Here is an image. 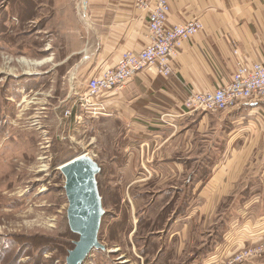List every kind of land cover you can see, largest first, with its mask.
<instances>
[{"label": "rangeland", "instance_id": "obj_1", "mask_svg": "<svg viewBox=\"0 0 264 264\" xmlns=\"http://www.w3.org/2000/svg\"><path fill=\"white\" fill-rule=\"evenodd\" d=\"M63 4L64 0H0V264H66L77 233L68 226L60 167L79 155L92 157L99 167L95 178L104 210L97 235L103 249L93 248L80 264H140L130 244L135 232L147 251L152 241L156 251L171 249L168 264H180L192 254L190 247L200 249L216 212L220 219L226 218V211L235 216L247 212L239 221L247 220L246 230L260 229L264 102L246 100L226 114L193 112L198 124L205 118L193 135L182 128L176 131L161 113L152 129L131 126L123 118L126 114L108 107L82 114L78 101H71L75 79L64 69L50 72L55 63L51 57H59L62 45L55 34L66 20ZM170 130L176 134L164 143L161 133L168 136ZM181 152L187 155L183 159ZM224 159L236 170L230 175L234 187L209 177L213 198V189L205 190L203 165L206 160L207 165H223ZM250 178L256 180L253 185L246 183ZM198 190L203 197L197 196ZM181 202L190 211L174 221ZM197 204L205 218L193 226ZM213 223V228L220 224L219 231L226 222ZM221 255L212 251L204 262L215 264ZM148 257L153 261L155 255Z\"/></svg>", "mask_w": 264, "mask_h": 264}, {"label": "crops", "instance_id": "obj_2", "mask_svg": "<svg viewBox=\"0 0 264 264\" xmlns=\"http://www.w3.org/2000/svg\"><path fill=\"white\" fill-rule=\"evenodd\" d=\"M135 1L64 0L61 11H64L66 20H63L60 30L55 34L62 45L58 51L59 57L56 59L51 57L55 63L50 72L64 69L68 77L75 79L71 85L73 90L70 93L71 101H78L79 95L85 91L87 80L113 67L124 51H136L147 43V10L138 9ZM148 1L152 3L154 0ZM167 2L170 7L168 15L170 24L198 19L203 25V29L192 40L181 46L172 74L169 77H162L149 71H142L131 77L122 89L106 91L98 98L109 110L122 111L126 114L123 118L130 121L131 126L155 128L157 115L161 113L167 115L166 119L171 121L167 123L175 127L176 131L182 128L193 135L194 127L203 124L205 118L200 119L198 124L196 115L185 111L183 101L187 95L195 91L213 90L227 83L235 69L234 50L247 63L264 57V0H167ZM223 113L226 114V110ZM224 120L226 121V118ZM152 122H155V125ZM210 126H215V121H211ZM223 127L226 130V122ZM175 132L170 130L168 136L165 135L166 133H161V137H164L163 142L169 141L176 134ZM177 138L175 137V141ZM192 151L193 149L190 148V153ZM165 153V156H170L166 150ZM179 154L181 159L187 156L182 152ZM178 158L180 157H174L175 160ZM255 161L258 162L259 159ZM225 162L224 159L223 165L211 166L207 165L210 162L206 160V164L203 165L206 166L204 174L207 175L205 190L210 192L209 189H213V198L216 193H214L215 188L208 183L209 177L221 183H225L226 180V184L229 185L230 182V188L234 187L232 184L234 178H230V175H235L236 170L225 165ZM185 163L187 164V160ZM251 178L246 182L247 185L256 182ZM228 185L223 186L227 188ZM200 190L197 196L203 197L204 194ZM244 195L243 191V197ZM261 195L262 193L260 197ZM239 203L240 207L243 206V198ZM196 207L198 212L191 217L195 220V223L194 220L192 221L193 226L199 225L205 218V215L200 213L202 207L198 204ZM216 209V206L209 209L208 214L209 212L213 214ZM189 211L184 209L181 202L174 221L179 216L187 217ZM227 212L224 219H220L221 215H217V212L214 216H210L209 221L212 224L204 233L205 239L200 249L189 245L192 254L180 264H206L204 257L212 251H216L217 254L222 253L221 259L215 264H224L225 258L231 253L264 240V235H261L264 232V222L258 224L261 225L260 229L246 230L247 220L239 221V219H243L247 212L239 210L241 214L236 216L232 211ZM213 220L226 223L218 231L220 224H216V228H213ZM171 222L169 221L167 225ZM133 236L130 244L135 249L137 256L134 258L138 263L168 264L167 260L170 259L168 254L171 249L159 248L156 251L152 241H149L152 248L147 251L146 244L138 238L139 235L136 236L135 232ZM199 243L200 241H196V245ZM165 245H168L167 238ZM187 251L185 253L189 254L190 251ZM142 252L144 253L141 254ZM148 255L152 257L155 255L154 260L151 261ZM244 264H264V255Z\"/></svg>", "mask_w": 264, "mask_h": 264}, {"label": "built area", "instance_id": "obj_3", "mask_svg": "<svg viewBox=\"0 0 264 264\" xmlns=\"http://www.w3.org/2000/svg\"><path fill=\"white\" fill-rule=\"evenodd\" d=\"M135 6L147 10V43L136 51H124L113 67L87 80L85 91L78 97L81 113H100L106 107L98 96L109 90L122 89L139 72L149 71L154 75L169 77L183 43L192 40L203 29L198 19L170 24L167 0H154L152 3L136 0ZM234 55L236 63L230 80L213 90L195 91L187 95L183 101L186 112L215 113L229 110L246 100L264 102V57L247 63L236 50ZM263 255L264 240L237 250L225 258L224 264H243Z\"/></svg>", "mask_w": 264, "mask_h": 264}, {"label": "water", "instance_id": "obj_4", "mask_svg": "<svg viewBox=\"0 0 264 264\" xmlns=\"http://www.w3.org/2000/svg\"><path fill=\"white\" fill-rule=\"evenodd\" d=\"M60 171L65 177L68 226L78 235L65 262L80 264L93 248L103 249L97 238L104 212L95 178L99 167L92 157L79 155L64 162Z\"/></svg>", "mask_w": 264, "mask_h": 264}, {"label": "bare ground", "instance_id": "obj_5", "mask_svg": "<svg viewBox=\"0 0 264 264\" xmlns=\"http://www.w3.org/2000/svg\"><path fill=\"white\" fill-rule=\"evenodd\" d=\"M26 60H27V59H26ZM21 62H23V63L26 64V65H27V64L30 65V62H28V61L26 62L25 59H21ZM26 65H25V66H26ZM23 101H24V100H23Z\"/></svg>", "mask_w": 264, "mask_h": 264}, {"label": "trees", "instance_id": "obj_6", "mask_svg": "<svg viewBox=\"0 0 264 264\" xmlns=\"http://www.w3.org/2000/svg\"><path fill=\"white\" fill-rule=\"evenodd\" d=\"M77 239H78V235H77ZM73 246H74V245H73ZM72 248H73V247H71V249H72ZM69 250H70V249H69ZM69 250H68V251H69ZM143 253H144V252H142L141 254H143ZM146 262H147V261H146Z\"/></svg>", "mask_w": 264, "mask_h": 264}]
</instances>
